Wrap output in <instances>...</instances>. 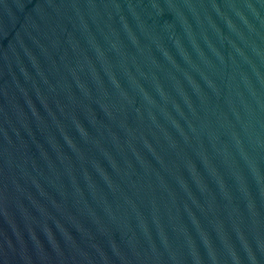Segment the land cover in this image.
<instances>
[{"label": "water", "instance_id": "1", "mask_svg": "<svg viewBox=\"0 0 264 264\" xmlns=\"http://www.w3.org/2000/svg\"><path fill=\"white\" fill-rule=\"evenodd\" d=\"M0 264H264V0H0Z\"/></svg>", "mask_w": 264, "mask_h": 264}]
</instances>
